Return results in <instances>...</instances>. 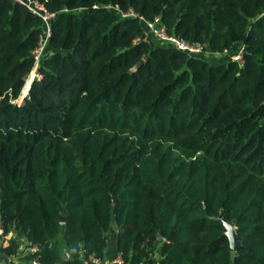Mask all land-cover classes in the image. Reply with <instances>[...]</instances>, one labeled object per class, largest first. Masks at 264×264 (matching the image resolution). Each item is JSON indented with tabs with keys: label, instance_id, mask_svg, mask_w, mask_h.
I'll use <instances>...</instances> for the list:
<instances>
[{
	"label": "trees",
	"instance_id": "1",
	"mask_svg": "<svg viewBox=\"0 0 264 264\" xmlns=\"http://www.w3.org/2000/svg\"><path fill=\"white\" fill-rule=\"evenodd\" d=\"M40 1L55 17L30 85L43 22L0 0L1 251L83 264L114 231L130 264H264V0ZM139 16L218 57L145 38Z\"/></svg>",
	"mask_w": 264,
	"mask_h": 264
},
{
	"label": "built area",
	"instance_id": "2",
	"mask_svg": "<svg viewBox=\"0 0 264 264\" xmlns=\"http://www.w3.org/2000/svg\"><path fill=\"white\" fill-rule=\"evenodd\" d=\"M15 2L23 5L27 10L32 12L41 18L44 30L43 34L39 39L37 46L32 50V57L34 60L33 67L30 71V74L26 77L25 83L28 79H30V85L34 79H40L41 73L38 70L41 58L44 55L45 47L47 45L48 39L51 36V21L55 17V12L48 9V7L40 0H14ZM121 15L124 17L127 16H137L133 10H129L127 12H121ZM139 18L143 21L145 25V38H150L153 36L158 39L161 43L174 47L177 50L184 51L189 55H200V56H215L218 57V54H214L205 49L204 45L199 43H190L183 38H180L176 35H170L167 33L164 24L161 22L160 17L156 16L153 20H146L143 17L139 16ZM149 36V37H148ZM241 51H239L232 55L234 60L241 59ZM225 52H227L225 50ZM25 86V84H24ZM24 88V87H23ZM30 88V86L28 87ZM23 91V89H22ZM25 93L23 94V96ZM0 236L4 239H10L13 237V232L10 231L8 233H4L2 227L0 226ZM27 247L29 252L32 254L38 250L36 245H31L27 241ZM68 256V255H67ZM31 264H41L37 259L31 257ZM83 264H130L127 262L121 252H117L115 256L111 260H104L100 257H93L89 260L83 259ZM141 264H159L158 261H154L153 263H141Z\"/></svg>",
	"mask_w": 264,
	"mask_h": 264
},
{
	"label": "crops",
	"instance_id": "3",
	"mask_svg": "<svg viewBox=\"0 0 264 264\" xmlns=\"http://www.w3.org/2000/svg\"><path fill=\"white\" fill-rule=\"evenodd\" d=\"M151 41H155V38L153 36H150ZM21 244L19 246L18 252L14 255L7 256L1 251V247H4L8 244L9 239H4L0 236V264H31V253L28 250L27 247V241L25 238H21ZM53 247L57 252L59 253L60 257L62 259H66L68 256V253L66 251V248L63 244H54ZM117 253L116 248V236L109 238L108 245L105 250V254L103 256L104 260H111L115 254Z\"/></svg>",
	"mask_w": 264,
	"mask_h": 264
},
{
	"label": "water",
	"instance_id": "4",
	"mask_svg": "<svg viewBox=\"0 0 264 264\" xmlns=\"http://www.w3.org/2000/svg\"><path fill=\"white\" fill-rule=\"evenodd\" d=\"M142 62H143V59H141L140 61H138V63L135 65V68H137ZM28 96H29V94L27 92L24 95V97H28ZM61 219H63L62 216H61ZM225 234L228 237L229 244H230V249L231 250H234L235 247H236V240H235V237H234V232H233L232 226H228L227 231L225 232Z\"/></svg>",
	"mask_w": 264,
	"mask_h": 264
},
{
	"label": "rangeland",
	"instance_id": "5",
	"mask_svg": "<svg viewBox=\"0 0 264 264\" xmlns=\"http://www.w3.org/2000/svg\"><path fill=\"white\" fill-rule=\"evenodd\" d=\"M149 37V36H148ZM149 39V38H148ZM30 74V73H29ZM29 91V88H28V90H27V92ZM23 94H24V92L22 91V93H21V95H20V97L16 100V102H22V99H23ZM116 236V234L114 233V231H112L111 232V234H110V237L109 238H112V237H115Z\"/></svg>",
	"mask_w": 264,
	"mask_h": 264
},
{
	"label": "bare ground",
	"instance_id": "6",
	"mask_svg": "<svg viewBox=\"0 0 264 264\" xmlns=\"http://www.w3.org/2000/svg\"><path fill=\"white\" fill-rule=\"evenodd\" d=\"M29 81H30V79H28L25 84H27Z\"/></svg>",
	"mask_w": 264,
	"mask_h": 264
},
{
	"label": "clouds",
	"instance_id": "7",
	"mask_svg": "<svg viewBox=\"0 0 264 264\" xmlns=\"http://www.w3.org/2000/svg\"><path fill=\"white\" fill-rule=\"evenodd\" d=\"M24 98V97H23Z\"/></svg>",
	"mask_w": 264,
	"mask_h": 264
}]
</instances>
